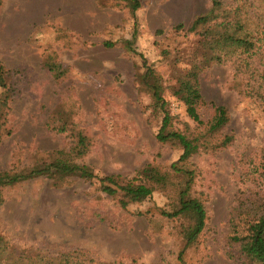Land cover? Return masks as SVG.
I'll use <instances>...</instances> for the list:
<instances>
[{
    "label": "rangeland",
    "instance_id": "1",
    "mask_svg": "<svg viewBox=\"0 0 264 264\" xmlns=\"http://www.w3.org/2000/svg\"><path fill=\"white\" fill-rule=\"evenodd\" d=\"M138 1L132 14L125 0H0V62L12 77H5L11 97L1 121L0 170L64 157L99 177L119 174L153 189L124 205L121 193L108 195L97 179L77 175L4 186L0 235L7 250L0 249V264H42L20 258L23 250L57 256L74 249L99 264H263L243 255L231 237L245 235L264 207V32L250 59L258 69L238 77L232 62L208 61L197 33L187 31L211 0ZM221 1L241 6L250 29L264 27V0ZM46 63H57L60 76ZM146 67L164 108L143 81ZM191 70L202 94V124L175 93ZM248 79L260 94H240ZM218 105L228 120L209 132ZM164 113L167 128L199 145L184 161L177 141L156 138ZM185 171L192 173L187 195L202 202L206 215L186 247L192 215L162 214L177 209ZM155 172L158 182L148 177Z\"/></svg>",
    "mask_w": 264,
    "mask_h": 264
},
{
    "label": "trees",
    "instance_id": "2",
    "mask_svg": "<svg viewBox=\"0 0 264 264\" xmlns=\"http://www.w3.org/2000/svg\"><path fill=\"white\" fill-rule=\"evenodd\" d=\"M130 3V10L132 14L140 7V1L138 0H125ZM241 6L226 8L223 7L221 0H211L210 7L203 13L196 15L187 31L197 33L199 36L198 43L200 47L206 51L207 60L221 63L230 61L234 64L235 76L249 73L253 75L258 69L257 66L252 67L250 59L257 50L259 36L263 34L264 27L249 28L250 17L248 13H241ZM134 21L135 16H133ZM258 24V23H257ZM135 28L132 31V38L135 36ZM176 28L181 29L182 25L177 24ZM108 46H112L113 43H106ZM128 50L134 52L132 47V41L126 39L124 41ZM48 70L54 72L57 76H60L59 70H57V63H46ZM191 78L186 77L179 81L178 87L175 93L180 101L185 105L186 114L196 123L202 124L199 117L197 107L202 101V94L200 86L197 80V72L191 70ZM153 71L151 68L146 67L145 72L142 75L143 81L148 84L151 91V96L154 104L159 108H164L165 100L160 94V87L155 82L148 83L149 78L154 79L151 74ZM6 78H12L9 70L5 69L0 62V86L4 89L2 96H0V129L5 121V106L9 98L11 97L10 84L6 82ZM264 79V73L261 76ZM257 78L256 80H258ZM9 81V80H8ZM155 81V80H154ZM236 84V83H235ZM237 86V84H236ZM239 85V92L243 95H249L252 92L259 93V85L252 83L250 79L246 81V84ZM264 99V95H261ZM167 115L164 113L161 126L159 127L156 138L159 142L164 143L167 141H177L182 148L178 161L186 160L195 150L198 148L197 141L188 138L185 134L167 128L166 121ZM228 120L227 109L218 105L214 107V114L207 123V130L214 132L222 127ZM59 130H64L61 127ZM207 131V132H208ZM9 131H7L8 133ZM2 133L0 132V141ZM228 138L225 137L224 142H227ZM149 166V165H148ZM149 171V167L146 169ZM187 179L183 188L179 191L178 207L171 213L162 211V214L167 216H176L180 213L190 214L193 217V223L188 229L185 235V246H189L193 243L197 235L202 231L205 224V209L202 202L195 198L189 197L188 190L192 181V173L185 171ZM67 175H77L83 179H97L100 183V189L108 194L115 195L122 194V203L125 205L129 202H139L149 196L152 193V187L144 183L138 182L134 178H121L119 174H110L103 177L95 175L87 166L74 163L67 160L64 157H56L48 162H43L38 165H32L30 167L22 168V170H0V188L4 186H12L25 180L47 177V178H62ZM155 181L161 180L158 173L148 175ZM231 239L234 242H238L240 252L246 255L249 259L264 264V207L261 210L259 216L248 222L247 233L245 235H233ZM0 249L7 250V245L4 237L0 235ZM0 250V251H1ZM26 253V254H24ZM20 258L27 257L34 261L41 262L42 264H99L89 255L83 253L81 250L74 249L67 252L54 255H28V250H23ZM24 254V255H23ZM182 250L180 251L178 258H181Z\"/></svg>",
    "mask_w": 264,
    "mask_h": 264
}]
</instances>
